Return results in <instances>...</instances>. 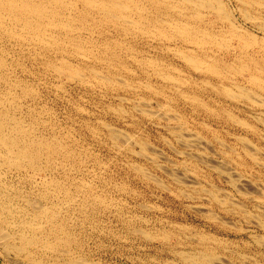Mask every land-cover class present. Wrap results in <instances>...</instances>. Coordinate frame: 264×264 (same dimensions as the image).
<instances>
[{"label": "rangeland", "instance_id": "374dc122", "mask_svg": "<svg viewBox=\"0 0 264 264\" xmlns=\"http://www.w3.org/2000/svg\"><path fill=\"white\" fill-rule=\"evenodd\" d=\"M223 1H225V4L227 5L228 9L234 8V6H235L234 0H223ZM205 13H207V12L205 11ZM235 13L237 16H239L236 11H235ZM207 14H206L207 15L206 18H213L214 17V15L212 13L211 14L207 13ZM240 21H241V23L243 22L242 20H240ZM246 23L244 25L249 26L248 24H250V23L249 22H246ZM99 28H101V29H99ZM106 28H107L106 26L98 27L94 32L95 34H93L94 36H89L86 32L88 30H84L83 35H84V37H93L94 39H99L101 37V35L103 36L105 34L104 36H107L109 34L108 37H110L112 40L113 39L118 40L119 38H120V40L123 39L122 40L123 42L127 43L128 45H132V51H131V49H128L129 51L128 50L125 51V49H124V51L122 52L123 57H125V55L127 54V51L129 53H132L134 55H138L140 57H143V56L151 57L152 56L154 58H157L159 62L161 60H162L161 62H164V63L167 62V64H169V62H170V63H173L176 66H178L180 69H183L179 73L182 72L183 75H186L185 76L186 78L189 77L188 79H191V80L194 79L195 80L196 77H198V73L191 71L189 68L187 69V67H185L180 60H178L174 55H172L173 54L172 50H169V52H166L163 49L153 47V46L147 44L146 39L144 40L140 36H137L138 38L133 36L135 38V40L132 37V35H130L131 37L127 36V38H130V39H128L129 40L128 41L127 38L125 39L123 36H120L119 33H117L116 31H113L112 28H107V29ZM103 30H105V31H103ZM100 31H101V33H100ZM105 32L106 33L108 32L107 35ZM5 45H6L5 48L2 50H5L6 53L3 55H6L5 56L6 63L9 62L10 64L8 63L7 67L4 69V72L5 71L9 72L8 74H11V76L13 77L11 79H13V80L14 79L21 80L22 83H18L17 85L14 84L12 86V88L14 87L13 92L14 93L16 92L18 94V96H19L18 98L21 100L22 104L20 106L21 108H18L17 105L14 104L15 101L18 100V98L16 97V99L13 100L8 95L7 97H9V99H8L9 101L8 100L6 101L4 99L5 105L3 103H1L0 106H4V107L10 106L9 107L10 109L15 111L17 114H20L23 117H25V119L27 120V124L30 121L29 116H30V119L34 118L31 121L34 124V127L37 126L34 129L35 133L42 134L43 136H45L48 139H52L53 137H54L53 139H55V135H56V137H58V141L61 142L63 144V146L67 147V150L70 152V156L68 155V156L63 157L64 155L62 154V156L60 155L58 157V160L53 159L51 161V165H53V169L51 170V172L49 171L48 178L49 179L55 178L56 180L58 179L57 181H61V182L64 181L65 185L67 187V190L69 189L70 193H71V189H72V193H71L70 197H72V199H73V201H71L73 204L71 202H67L66 200H64L66 197V194H65L67 191L66 188H65V191H64V189H62L60 192L57 189L53 190L50 185L44 186L42 182L41 183L39 182V180L37 179L38 178L37 176H35V177L33 175L31 176L30 173L27 172L26 170H16L15 171V169L11 170L9 168L8 169L5 168L6 170L5 169L3 170L4 171L3 172L4 177H3V174L0 177V183H1L0 188L2 186V188L0 189V202L2 203L3 201L8 200V207H11V210H13V208H14V212L18 213V215L16 214L17 219L19 218V216H21V213L27 211V209H28V212H30L32 210L30 208V207H32V205L30 206V203H28L29 202L28 200L33 201L35 199L33 202H39V203L40 202L41 203L46 202L45 204L51 203V205L53 203H57L56 209L57 210L59 209L58 210L59 218L63 220V222L65 224V229H67L68 231H70L69 229H72L70 232H68L71 235V239H73L72 242H74L76 240L74 242V243H76L75 245H74V243L71 244V247H73V248H70L72 252H71V255L69 258H71V256L73 254H75L74 255L75 257L78 255L77 257L83 258L82 262L85 261L82 264H86V263L89 264L90 260H91V262L94 261L93 263L90 262V264H175V263L176 264H186V263L189 264L188 261L182 262L183 261L182 250H184V252L192 253V251H197L196 249H198V251H197L198 255L197 256L205 255V253H212L213 252L217 255L220 254V256L219 255L218 256L220 257L221 261L222 260L224 261V259H225V261H227L228 264H232V263L233 264H240L241 262H245L246 260H247L246 262H248L249 259H250L249 263H251V264H264V241H263L264 237H262V236H264V227H263L264 225H262L264 223V213H263L264 212V190H263V187H264V166H263L264 162H262V160H264V154H263L264 153V137H263L264 136V123L259 121L256 118L257 112L255 113L254 110H251L249 108L247 109L246 107H243L242 104H240V105L236 104V105H239L237 108H240V107H241V109L246 108V114H241L240 116L242 118H245L249 124L252 123V125L250 126L251 128H249L250 131L247 130L246 128H244L245 129L244 130L242 127H239L238 124L233 125L230 122L226 123L225 117L220 116L222 114L216 115L219 118L218 120H217V118L216 119L215 118H209L206 111L203 109L202 106H199L195 103H192V101L190 102L189 100H187L181 96L182 95L181 91H185V90L188 91L189 94H191L190 96H193L192 93H194V95L197 94L196 96H200L202 94L199 98H201V99L203 98L206 105L211 107V109L218 107L219 109L222 110V108L224 107L225 109H233V110L236 109L235 112L238 113V111H237L238 109L234 107V104L232 102L227 101L226 99H223V98L218 99L216 96L215 97L211 96L212 94L210 92H207V91L204 92L205 86H207V85L203 84L202 82H199L200 85L199 84L198 85L201 86V88L198 86L199 90L197 89L196 92H194L195 90H192V85H193L192 83L183 84V86H181V88H179L178 90H176L175 88H174L175 90H172V89H170V87L166 88V85L164 84V81L161 78H160L161 79L160 80L159 77L152 76L150 79V82L153 84V87L161 88V90H164L166 97L161 96V95L155 96L154 95L155 93L153 90H151V89L145 90L144 87H142L143 88L142 91H140L141 88H137V90L133 89V90L127 91V92L124 91L125 93L123 91H117V90L112 91V89H109V88H108L109 91L108 90L104 91L105 88H102V87L97 88L98 87L97 86L95 88V87H91V86H86L84 84H81V83L79 84L78 82H75L72 80L70 81V80H66L65 78L58 77L56 75H51L48 72V70H46V68L43 67L44 66L43 59L42 58L37 59V56L36 55L34 56L35 52H33V49L29 48L28 45H26L27 47L22 46L24 48L26 47L27 49H24L22 47H21L22 48L21 49L20 46L18 47V45H14L11 43L10 44L5 43ZM2 50L0 48V51H2ZM11 51H12V53H11ZM118 51H121V50L118 49ZM27 53L28 54L31 53L32 57L30 56L31 54L28 55ZM55 53H56L55 51H49L48 52L49 55H53ZM123 53H125V54H123ZM25 55L27 57H25ZM13 56L15 58H13ZM23 57H25V59ZM26 58H28L29 60ZM72 58H73L74 62L79 61L73 56H72ZM36 60H37V62H36ZM125 61L130 62V64H129L131 66L130 68L132 69V71L135 72L136 65L134 66L135 63H133V60L127 57V59ZM16 62L19 63V65L21 64V66H19ZM11 63H12V65H11ZM41 65H43V66H41ZM132 66H134V67H132ZM121 72H122L121 76L123 75V77L124 76L129 77V74H127L126 71L122 70ZM134 72H131V73H134ZM137 72H139V73H135L136 75H131L134 77L133 81L135 83H138V81L136 82L135 79L136 80L146 79L145 74H143L141 76L139 75L140 72L142 73L141 69H140V71L137 70ZM35 76H37V77H35ZM186 78H185V80H186ZM155 79H156V81H155ZM23 81L25 82V87L30 85L33 88V86H34L35 89L34 88L33 89L35 91H34V94L32 97H30L29 95L23 94L24 89H25V88H23V86H24ZM161 82H163V83H161ZM20 85H23V86H20ZM157 85H158V87H157ZM6 87H7V85L4 84L3 81L2 82L0 81V89H1L0 90V98L3 97V94H6V92H5V90H7ZM188 88H190L191 90H188ZM167 89H169L170 91ZM143 90H144V92H143ZM132 92H134L133 93L134 95L132 94ZM140 92L141 93L143 92L142 94L144 96ZM149 92H150V94H149ZM118 94L120 96H118ZM137 95L138 96L140 95L141 97L140 96L138 98L135 97ZM152 95H154L155 97H152ZM121 96L124 97L125 99L123 100V98H121ZM173 96L176 98H174ZM134 97L136 98V101H135ZM171 97H173L174 99ZM178 97L179 98L181 97V98L178 99ZM165 98H167L168 100H166ZM183 98H184V100H187V101H185V103H184ZM137 99H140L141 102L144 101L143 103L146 102V104H148L147 108L149 107L148 109L151 112H153L152 110L155 111V113L153 112L154 116L151 114V112H150L151 115L148 114V116H146V114L139 112L138 109H137V111L134 110V108H132V106L133 107L136 106V104L138 103ZM121 100H122V102H120ZM148 100H152V101H150V103H149ZM207 100L208 101L210 100V101L208 102ZM223 100H225V101H223ZM155 101L157 102V104ZM158 101H160V102H158ZM164 102L165 103L169 102L172 105L171 110L169 112H171L173 114H171L169 116H171L173 120L170 119L169 122L167 120V117L164 118V115L168 116L166 113H164V111L167 109L164 108L165 109L164 110V109H162L163 108L162 106H159ZM210 102H212V103L210 104ZM120 104H123L122 108H124L123 112L125 113V114L124 113L122 114L120 112L122 116L120 115V113H118L116 110H114V109H116V107L119 108V106H121ZM151 104H152V106H151ZM11 105L13 107H11ZM191 106H193V108ZM194 106H197V107L194 108ZM108 107H110V108H108ZM232 107H234V108H232ZM82 109L84 110V112ZM156 110L161 113L160 117H159L160 113H157ZM172 111H174V112H172ZM175 111L178 114H180L181 116L179 115V117H178V114L175 113ZM19 112H21V113H19ZM155 114H156V116H155ZM174 114H177V115H175V117L173 118ZM157 115L159 118H161L163 115L162 119H160L161 121L159 120V118H157ZM182 116L185 119L180 118ZM51 118H52V120H51ZM262 118H264L263 115H262ZM45 119H46V121H45ZM174 119H175V121H174ZM177 119H179V120H177ZM44 121H45V123H44ZM180 121H182V122H180ZM257 121H258V123H257ZM39 122H41V123H39ZM205 122L208 125H210V128H207L208 130L203 128V123H205ZM53 123H55V124H53ZM167 123H169L171 126L176 125V127L177 126L181 127L182 128L181 130L184 129L183 131H186L185 133L188 136L189 135L192 136V137L190 136L191 139L197 134L195 137H197L198 138L197 140L198 141L200 140V141L198 142L195 139H192V140L190 139L187 142V140L185 141V140L178 139V137L172 133V129L170 130V128L166 126ZM178 123L181 126H179ZM35 124H37V125H35ZM46 124H47V126H46ZM105 124H107V125H105ZM39 126H40V128H39ZM111 126H113V127H111ZM114 127H115V129L116 128L117 129L119 128L120 130L122 129V131L124 133L127 132L128 134L126 133V139H125L124 133H123L124 136L120 135L121 136L120 137L118 135L119 138L118 137L116 139L113 137L109 138V136L111 137L112 135L109 134L108 131L111 133V129ZM187 127L189 130L186 129ZM252 127L255 129H252ZM209 129H210V132H209ZM253 130H255V132ZM95 131H97V133ZM122 131H120V133H122ZM130 134L132 135V137ZM213 134H216L215 135L216 137ZM127 135H129V136H127ZM236 135L237 136L238 135H242V136L246 135V137L248 138L249 141L245 140L244 141L245 143H248V142L250 143V141H252L251 144H249V145L252 147V149H254V147H255V153H257V154H255V157L259 156V157H257L258 159L257 158H255V159H257L258 162H257V160H254V158H251L250 155L247 154L248 155L247 156L246 153L244 154L242 149H243L244 145L247 146L248 144L242 145L243 141L242 140H241L242 142L237 141L236 137H235ZM122 137H124V139ZM130 137L133 140L132 139L130 140ZM127 139H128V141H125ZM204 139L206 140V142ZM144 140H146L145 142L148 143L147 145L148 146L150 145V147L152 149L150 147H148L150 150L148 148H146L145 151L143 150L141 152L142 147H140L138 143H137L138 144L137 145L136 142H139L141 145L142 141H144ZM165 140L167 143L165 142ZM124 141L126 143H124ZM128 142H130L129 146L127 144ZM184 142H186V143H184ZM191 143H193L194 145ZM252 143H254L256 145L253 146ZM114 144H116L117 146ZM170 144L171 145L173 144V146H170ZM199 144L200 145L202 144V145L199 146ZM221 144L223 146H221ZM235 145L236 146L238 145V146L236 147ZM205 146L206 147L208 146L207 147L208 149L207 148L205 149L204 148ZM226 146H228V147H226ZM231 147H233V148H231ZM129 149H131V150H129ZM229 149H231V150H229ZM136 151H137V153H141V155L137 154ZM156 151H160V152H156ZM180 151H182V152H180ZM189 151H190V153H189ZM227 151H228V155H227ZM231 151H233L234 153H231ZM144 152H146V154ZM225 152H226V154H225ZM205 153H206L207 157L205 156ZM238 153H240V155H243V162H241L242 160H240V158L238 159V157H237ZM188 154H189V156H188ZM192 154H194V155H192ZM152 155H154V156L152 157ZM235 155H236V157H235ZM194 156H196V157H194ZM201 156H202V158H204V160H203L204 162H205V160H208L211 163L213 162L212 164H215L216 161L217 162L219 161V163L220 164L222 163V165H225V163L230 162L229 164H227L225 166L227 167V169L229 171H232V173L236 177L238 176L237 178L239 181L238 183L240 184L239 186L242 187V185H243L242 188H244L243 190H241V188H240L242 193H241V191L238 192V190L236 188L232 187V185L230 183H228L226 181V179L221 177L218 171H216L215 169L212 170L211 167L209 169V166H207L204 162H202ZM230 156H231V158H230ZM150 157H152V158L150 159ZM191 157H192V159H191ZM198 157H200V158H198ZM154 158H155V160H154ZM197 158H198V160H197ZM234 158H236V159L234 160ZM80 160H81V162H79ZM191 160L193 161V163L191 162ZM252 160L254 161L253 163H252ZM67 161H69V162H67ZM82 161L84 163H82ZM181 161L185 164H183ZM194 161L197 163H195ZM236 161H238V163ZM71 162H74L75 164H73ZM69 163H71V164H69ZM241 163L243 164V166L241 165ZM255 163H256V165H255ZM257 163H259V164H257ZM78 164H79V166H78ZM239 164L242 167H240ZM228 165H230V167ZM65 166H68V167H65ZM133 166H135V167L133 168ZM190 166H192L193 169L194 168L195 169L193 170L192 167H190ZM76 167H77V169H76ZM83 167H85V168H83ZM138 167H143L144 170L145 169H147V170H145V172H144L142 169L141 172H143V173L141 174L138 169L135 171V168H138ZM244 167H245V169H244ZM173 168H174V170H173ZM176 168L179 170H177ZM230 168H231V170H230ZM233 168L235 170L236 169L237 170L235 171ZM61 169H63V170L61 171ZM54 170H56V172ZM164 170H165V172H164ZM172 170L176 172V173H174L173 176H175V174L178 175V176H176L177 178L172 176V174H173ZM21 172H22V174H21ZM149 172H150V175L153 177V180H152V178H149L150 176L147 175V174H149ZM26 173H29V174H26ZM179 173H181V174H179ZM248 173H250V174H248ZM58 175H59V177H58ZM74 175H75V177H74ZM183 175H185V177ZM76 176L78 178H76ZM143 176L144 177L146 176V178H144ZM189 176H190V178H189ZM5 178H7V179H5ZM80 178H82L83 180ZM155 178H156V180H155ZM159 178L162 179L161 183H160ZM33 179H34V181H33ZM198 179L200 181H198ZM36 180H38V181H36ZM71 180L72 181L76 180L77 182L76 181L75 182L77 185L75 184V182L72 183ZM81 180L84 183H82ZM176 180L179 182L180 185L178 184V182ZM184 180H187V181H184ZM2 181H4V182H2ZM86 181L88 182L89 186H88V184H86L87 183ZM89 181H90V183H89ZM190 181H192L191 182L192 184L189 183ZM194 181H197V182H194ZM11 182H14V183H11ZM180 182H182V183H180ZM81 183L83 185H85V184L86 185L83 186ZM155 183H157V184H155ZM162 183H163V185H162ZM196 183L197 184L199 183V184L196 185ZM33 184H34V186H33ZM91 184H93V186H90ZM262 185H263V187H262ZM165 186H166V188H165ZM35 187L37 189H35ZM73 187H75V188H73ZM85 187L87 188V190ZM197 188L199 189V191ZM202 188H203V190H202ZM89 189L91 191L94 189L93 193L90 192ZM181 189L183 191L182 193H184V190H185V193H184L185 195L180 194ZM260 189L262 190L261 191L262 193L260 192ZM13 190L14 191L17 190V191L14 192ZM38 190H39V192H38ZM45 190H47V191H45ZM49 190H52L53 192L52 191L49 192ZM83 190L85 193L83 192ZM88 190H89V192H88ZM178 190L180 192H178ZM203 191H204V193H203ZM212 191H215V192H212ZM257 191H259V192H257ZM243 192H245L244 195H243ZM87 193H90L92 195L90 196L91 197L90 199L88 198L90 200V202H89V200H87V202L85 203V207H84L83 203L86 200L85 197H86ZM96 193H98V194H96ZM214 193H217L219 196L217 194H216L217 196L214 195ZM61 194L62 195L65 194V195L62 196ZM246 194H248V195H246ZM6 195H7V197H6ZM95 195H97V197ZM188 195L191 197L188 198L189 197ZM93 196H94V198H93ZM206 196H208V197H206ZM25 197H26V199L27 198L28 199L26 200ZM42 197L45 199V201ZM98 197L103 198L104 200L106 198L107 202H104V203H106V204H104L106 207L101 206L100 203H98V201H97ZM222 197L224 198V200ZM22 198H24L25 200H23ZM32 198H34V199H32ZM58 198L61 201V203L63 202V203H65V205L63 203L61 204L60 201L58 200ZM108 198H109V200H108ZM192 198H194V199L192 200ZM217 198L219 199V201L217 200ZM221 199L223 201H221ZM227 199L229 200L228 202H227ZM54 200H56V201H54ZM110 200H111V203H110ZM230 200H232V202H234V203L232 204L230 202ZM113 202L115 203L114 205H113ZM236 202H239V203L236 204ZM66 203H67L68 207H67ZM87 204H88V206H87ZM226 204H227V208L225 206ZM241 204H244V205L239 206ZM256 204L258 206H256ZM15 205H16V207H15ZM24 206H25V208H24ZM58 206H61V207H58ZM261 206H263V208ZM82 208H83V210H82ZM196 208H199V209H196ZM209 210L211 213L210 212L208 213ZM225 211H226V213H225ZM62 212L63 213L66 212V213L63 214ZM78 214H79V216H78ZM211 214H212V216H211ZM118 215H119V218H118ZM258 215H260L262 218ZM204 216H206V217H204ZM70 217H71V219H69ZM254 217H257L256 223H253V222H255L253 220H256ZM182 224H184L185 226ZM233 224L235 226H233ZM257 224H259V225H257ZM2 225L4 227H6V225H4V223H2V221H0V226H2ZM44 226L48 227L46 222H44ZM134 227L136 229H133ZM179 227H181V228H179ZM8 228H7L8 231L12 230L11 227H8ZM245 228H247V229H245ZM73 229L75 231H73ZM139 229H141V231H144V232L140 233ZM180 229H181V231H180ZM202 231H203L204 235H203ZM142 233L143 234L145 233V235L142 236L143 235ZM78 234H79V236H78ZM208 234H210V235H208ZM145 236H147V238H145ZM160 236H162V237H160ZM165 236H168V237H165ZM148 237H152L154 239H151V238L148 239ZM203 237H206L208 239H206V238L203 239ZM76 238H78V239H76ZM194 238H196L197 240ZM198 238H199V241H198ZM222 238H223V240H222ZM224 239L227 240V242ZM253 239H257V240H253ZM216 240H219V241H216ZM205 241H207V242H205ZM258 241H260V242H258ZM189 242L191 245L189 244ZM217 242H218V244H217ZM224 243H226L225 246H224ZM0 244L2 245V246L0 245V264H41V263L42 264H48V263L49 264H54V263L56 264L57 262H58L57 264H59V263L69 264L68 256H67V254H64L63 252L55 253V252H51L49 250L42 249L40 247H33L34 249L32 248V252L36 253V254L33 253L34 254L33 257L35 259H37L38 261L43 259L42 260L43 262L40 261V263H38V262H35L33 259H31L32 257H30V256L26 257L22 254L24 256V257H22V255L16 254V252H14L13 250L8 251L3 246L2 243H0ZM196 244L199 245V247ZM196 246H197V248H196ZM220 246L223 249L219 248ZM205 247H206V249H205ZM1 248H2V250H1ZM77 249H78V251L79 250L80 251L83 250V251L81 253H79L80 252L79 251L78 252L79 254H77L76 253ZM218 249H220V250H218ZM5 250L8 251V253L10 252V254H7L5 252ZM36 250H38L39 253ZM44 250L46 252H44ZM256 250H258V251H256ZM232 251H234V252H232ZM176 252L177 253L179 252L178 253L179 255ZM238 252L243 253V255H245V256H243L241 253L239 254ZM234 253H235V255H234ZM236 253L239 256H237ZM245 253H247V254H245ZM14 254H16V256ZM49 254H51V256ZM58 254H62V256L58 255ZM262 254H263V256H262ZM35 255H37V256L35 257ZM39 255H42V256H39ZM246 255L253 257V258L256 257V259H254L255 261L250 257H246ZM49 256H50L51 261L48 259ZM57 256H58V259H57ZM66 256H67V258H66ZM40 257H42V258L40 259ZM61 257H62V260H61ZM179 257L182 259H180ZM257 257L260 261L257 259ZM63 258L65 259V261ZM194 259H196V258H194ZM229 259H232L234 262L232 260H229ZM237 259L239 260V262ZM16 260H18V261H16ZM53 260H54V263H53ZM30 261H31V263H30ZM177 262H179V263H177ZM224 262H223V264H224ZM246 262L244 264H246ZM197 263L202 264L203 261L200 260ZM249 263H247V264H249Z\"/></svg>", "mask_w": 264, "mask_h": 264}, {"label": "bare ground", "instance_id": "6f19581e", "mask_svg": "<svg viewBox=\"0 0 264 264\" xmlns=\"http://www.w3.org/2000/svg\"><path fill=\"white\" fill-rule=\"evenodd\" d=\"M235 6L234 8H229L225 4L223 0H0V48L1 50L5 48V43H11L14 45L26 46L33 49L34 56L43 59V66L48 70L51 75H56L61 78H65L66 80H72L78 82L79 84H84L86 86L91 87H102L105 90L112 89L117 91H131L133 89L142 87L146 90H153L154 95L164 96L166 97L165 91L161 90V88L153 87V84L150 82L152 76L159 77L164 81V84L167 87H170L172 90H178L183 86V84L192 83V90L197 91L199 82L207 85L205 86L204 92H210L211 96H216L218 99L223 98L227 101H230L234 104V107L237 108L240 104L247 109L254 110L256 113V118L264 123V0H234ZM212 13L214 15L213 18H206L207 13ZM235 11L239 16L236 15ZM207 14V15H206ZM210 16V15H209ZM242 20L243 24L241 23ZM249 22V26H245L244 24ZM247 24V23H246ZM100 26H106L107 28H112L113 31L119 33L120 36H123L125 39L127 36L132 35V37L140 36L142 39H146L147 44L163 49L166 52L169 50L173 51V54L178 60L182 62V64L189 68L191 71L198 73V77L196 79L191 80L186 78V75H183V69H180L173 63L167 64L164 62H159L157 58L154 57H140L138 55H134L129 53L128 49L132 51V45H128L127 43L116 39H111L109 34L107 36H102L99 39H94L93 37H84L83 32L86 31L89 36H94L95 30ZM106 28V29H107ZM101 29V28H99ZM105 31V30H103ZM107 31V30H106ZM99 33V32H98ZM101 33V31H100ZM111 34V33H110ZM113 34V33H112ZM117 35V34H116ZM112 36V35H111ZM131 37V36H130ZM133 37V38H134ZM138 38V37H137ZM140 38V39H141ZM130 38H127V40ZM135 40V38H134ZM98 41V42H97ZM129 41V40H128ZM133 41V40H132ZM137 41V40H136ZM135 42V41H134ZM129 43V42H128ZM131 43V42H130ZM137 43V42H136ZM13 46V45H12ZM15 47V46H14ZM27 47V46H26ZM24 49H27V48ZM17 48V47H16ZM21 48V49H22ZM7 49V48H6ZM18 49V48H17ZM120 49L121 51H118ZM126 50L127 54L123 57L122 52ZM134 49V48H133ZM153 49V48H152ZM13 50V49H12ZM10 51V50H9ZM19 51V50H18ZM30 51V50H29ZM49 51H55L56 53L53 55H49ZM153 51V50H152ZM171 52V51H170ZM5 50L0 51V81L4 82L7 85V90H5L6 94H3V97L0 98V104L3 103L5 105V100L7 101L10 96L13 100L18 98V94L13 92L12 86L14 84L22 83L21 80L11 79L13 78L9 72L4 69L7 67L8 63H6ZM12 53V51H11ZM19 53V52H18ZM25 53V52H24ZM32 53V52H31ZM30 53V54H31ZM53 53V52H52ZM28 54V53H27ZM26 54V55H27ZM28 54V55H30ZM125 54V53H123ZM12 55V54H11ZM15 55V54H14ZM25 55V57H27ZM16 56V55H15ZM18 56V55H17ZM32 57V54L30 55ZM33 56V57H34ZM73 57H75L78 62L73 61ZM25 57H23L25 59ZM29 57V56H28ZM128 58L133 60L134 66L136 65L135 72L132 71L129 65L130 62H126L125 60ZM7 58V57H6ZM13 58H15L13 56ZM36 58V57H35ZM74 58V59H75ZM22 59V58H21ZM28 59V58H26ZM15 60V59H14ZM29 60V59H28ZM18 61V60H17ZM20 61V60H19ZM22 61V60H21ZM13 62V61H12ZM37 62V60H36ZM176 62V61H175ZM17 63V62H16ZM25 63V62H24ZM177 63V62H176ZM10 64V63H9ZM14 64V63H13ZM19 65V63H17ZM132 64V63H131ZM12 65V63H11ZM25 65V64H24ZM36 65V64H35ZM178 65V64H177ZM182 65V66H183ZM21 66V64L19 65ZM28 66V65H27ZM37 66V65H36ZM132 66V67H134ZM11 67V66H10ZM16 67V66H15ZM12 68V67H11ZM14 68V67H13ZM17 68V67H16ZM20 68V67H19ZM22 68V67H21ZM27 69V68H26ZM25 69V70H26ZM140 72V76L145 74L146 79H138L135 81L134 77L131 75H136L137 70ZM12 70V69H11ZM126 71L128 76H121V71ZM7 72V73H6ZM13 72V71H12ZM15 72V71H14ZM23 72V71H22ZM25 72V71H24ZM27 72V71H26ZM39 72V71H38ZM46 72V71H45ZM44 72V73H45ZM134 72V73H131ZM177 72V73H176ZM21 74V73H20ZM185 74V73H184ZM30 75V74H29ZM31 76V75H30ZM25 77V76H24ZM37 77V76H35ZM139 77V76H138ZM15 78V77H14ZM186 78V80H185ZM19 79V78H18ZM160 79V80H161ZM154 80V79H153ZM156 81V79H155ZM193 81V82H192ZM24 82V81H23ZM74 82V83H75ZM134 82V83H133ZM163 83V82H161ZM28 84V83H27ZM199 84V85H198ZM163 85V84H162ZM161 85V86H162ZM3 86V85H2ZM23 86V85H20ZM188 86V85H187ZM204 86V85H203ZM158 87V85H157ZM189 87V86H188ZM201 88V86H199ZM24 93L25 95H29L30 97L34 94V86L33 88L28 85L25 87L24 82ZM56 88V87H55ZM175 88V89H174ZM165 89V88H164ZM1 90V89H0ZM102 90V89H101ZM135 90V91H136ZM169 90V89H167ZM188 90H191L188 88ZM199 90V89H198ZM109 91V90H108ZM170 91V90H169ZM181 91V90H180ZM179 91V92H180ZM3 92V91H2ZM88 92V91H87ZM115 92V91H114ZM144 92V90H143ZM142 92V93H143ZM152 92V91H151ZM173 92V91H172ZM178 92V91H177ZM192 92V91H191ZM107 93V92H106ZM125 93V92H124ZM134 92H132L133 94ZM141 93V92H140ZM141 93V94H142ZM200 93V92H199ZM129 94V93H128ZM131 94V93H130ZM148 94V93H147ZM150 94V92H149ZM169 94V93H168ZM180 94V93H179ZM178 94V95H179ZM181 96L185 99L189 100L192 103H195L199 106H202L206 111L209 118H217L216 115L224 116L226 123L238 124L239 127L243 129L246 128L250 131L249 128L252 125L248 123L245 118H242L241 114H246V108L241 109L237 108L238 113L233 109H225L224 107L221 109L213 108L207 106L203 98H199L200 96L194 95L190 96L188 91H181ZM134 95V94H133ZM143 95V94H142ZM152 95V97H155ZM174 95V94H173ZM94 96V95H93ZM103 96V95H102ZM118 96H120L118 94ZM140 96V95H139ZM138 95L135 97H139ZM144 96V95H143ZM142 96V97H143ZM168 96V95H167ZM99 97V96H98ZM134 97V98H135ZM141 97V96H140ZM151 97V96H150ZM174 97V96H173ZM171 97V98H173ZM21 98V97H20ZM82 98V97H81ZM114 98V97H113ZM123 100L124 97L121 96ZM120 98V99H121ZM130 98V97H129ZM148 98V97H147ZM176 98V97H174ZM173 98V99H174ZM181 98V97H180ZM178 97V99H180ZM183 98V100H184ZM211 98V97H210ZM5 99V100H4ZM33 99V98H32ZM146 99V98H145ZM153 99V98H152ZM168 100L167 98H165ZM110 100V99H109ZM133 100V99H132ZM138 103L136 104V108L134 110L146 114H150V110L147 108L146 102H141L140 99H137ZM144 100V99H143ZM182 100V99H181ZM184 100V103L185 101ZM9 101V100H8ZM136 101V98H135ZM134 101V102H135ZM147 101V100H146ZM152 100H148L150 103ZM177 101V100H176ZM208 101V100H207ZM210 101V100H209ZM208 101V102H209ZM225 101V100H223ZM12 102V101H11ZM122 102V100L120 101ZM156 102V101H155ZM160 102V101H158ZM173 102V101H172ZM189 102V103H190ZM106 103V102H105ZM118 103V102H117ZM188 103V102H187ZM191 103V104H192ZM212 102H210L211 104ZM217 103V102H216ZM226 103V102H225ZM224 103V104H225ZM18 108H21V100L15 101ZM29 104V103H28ZM31 104V103H30ZM125 104V103H124ZM157 104V102H156ZM155 104V105H156ZM218 104V103H217ZM221 104V103H220ZM227 104V103H226ZM239 104V105H236ZM9 105V104H8ZM121 106L116 107L118 113H124ZM133 105V104H132ZM150 105V104H149ZM209 105V104H208ZM228 105V104H227ZM32 106V105H31ZM152 106V104H151ZM161 108H166L164 111L168 116L164 115V118L167 117V120H173L171 116L172 105L168 103H162ZM212 106V105H211ZM226 106V105H225ZM10 106H0V177L3 174V170L6 169H15L16 170H26L32 176H37L36 178L39 182L43 183V185H50L53 190H59L61 192L62 189L67 187L65 182L57 181L55 178H48L49 171L53 169V165H51V161L54 159L58 160V157L62 154L65 156H70V152L67 150V147L63 146L61 142L58 141V137L55 135V139H48L42 134H38L34 132L33 122L31 121L29 116V123L27 124V120L20 114H17L15 111L9 108ZM11 107H13L11 105ZM28 107V106H27ZM131 107V106H130ZM156 107V106H155ZM193 108V106H191ZM197 106H194V108ZM216 107V106H215ZM227 107V106H226ZM232 107V108H234ZM16 108V107H15ZM32 108V107H31ZM97 108V107H96ZM105 108V107H104ZM110 108V107H108ZM221 108V107H220ZM112 109V110H113ZM157 109V108H156ZM199 109V108H198ZM83 110V109H82ZM132 110V109H131ZM152 110V109H151ZM197 110V109H196ZM201 110V109H200ZM203 110V111H204ZM23 111V110H22ZM154 113L155 111L152 110ZM250 111V110H249ZM253 111V112H254ZM48 112V111H47ZM84 112V110H83ZM153 112L151 114L154 116ZM157 113H160L156 110ZM174 112V111H172ZM202 112V111H201ZM21 113V112H19ZM24 113V112H23ZM30 113V112H29ZM42 113V112H41ZM117 113V114H118ZM120 113V115H121ZM156 113V114H157ZM175 113H177L175 111ZM182 113V112H181ZM125 114V113H124ZM143 114V115H144ZM150 114V115H151ZM155 114V116H156ZM178 114V113H177ZM174 114L173 118L175 117ZM204 114V113H203ZM224 114V115H223ZM249 114V113H248ZM252 114V113H251ZM254 114V113H253ZM25 115V114H24ZM27 115V114H26ZM180 114H178L179 117ZM205 115V114H204ZM37 116V115H36ZM122 116V115H121ZM152 116V117H153ZM161 116V113L159 117ZM181 116V115H180ZM185 116V115H184ZM219 116V117H220ZM245 116V115H244ZM157 115V118H159ZM163 117V115H162ZM159 118L160 119H162ZM46 118V117H45ZM150 118V117H149ZM163 118V119H164ZM180 118H183L180 117ZM179 118V119H180ZM221 118V117H220ZM41 119V118H40ZM43 119V118H42ZM50 119V118H49ZM138 119V118H137ZM176 119V118H175ZM174 119V121H175ZM177 119V120H179ZM185 119V118H183ZM36 120V119H35ZM39 120V119H38ZM48 120V119H47ZM52 120V118H51ZM96 120V119H95ZM166 120V119H165ZM34 121V120H33ZM46 121V119H45ZM44 121V123H45ZM161 121V120H160ZM186 121V120H185ZM36 122V121H35ZM42 122V121H41ZM39 122V123H41ZM52 122V121H51ZM182 122V121H180ZM184 122V121H183ZM193 122V121H192ZM200 122V121H199ZM211 122V121H210ZM48 123V122H47ZM206 123V122H205ZM203 123V128L208 130L210 125L207 123ZM258 123V121H257ZM38 124V123H37ZM35 124V125H37ZM55 124V123H53ZM108 124V123H107ZM105 124V125H107ZM179 124V123H178ZM183 124V123H182ZM187 124V123H186ZM198 124V123H197ZM262 124V123H261ZM40 125V124H39ZM50 125V124H49ZM101 125V124H100ZM110 125V124H109ZM108 125V126H109ZM161 125V124H160ZM184 125V124H183ZM47 126V124H46ZM55 126V125H54ZM114 126V125H113ZM111 126V127H113ZM167 127L172 129V133L175 134L180 140H190L191 135H187L185 132L181 130V127H176V125L171 126L169 123L166 124ZM179 126H181L179 124ZM226 126V125H225ZM230 126V125H229ZM62 127V126H61ZM110 127V128H111ZM40 128V126H39ZM94 128V127H93ZM130 128V127H129ZM185 128V127H184ZM83 129V128H82ZM98 129V128H97ZM188 129V127L186 128ZM242 129V130H243ZM252 129H255L252 127ZM51 130V129H50ZM81 130V129H80ZM189 130V129H188ZM193 130V129H192ZM245 130V129H244ZM42 131V130H41ZM58 131V130H57ZM120 130L119 128L111 129L112 136L109 138H117L118 135L124 136L126 139V133ZM252 131V130H251ZM255 132V130H253ZM44 132V131H43ZM97 133V131H95ZM171 132V131H170ZM192 132V131H191ZM210 132V129H209ZM41 133V132H40ZM53 133V132H52ZM51 133V134H52ZM124 133V134H123ZM257 133V132H256ZM44 134V133H43ZM95 134V133H94ZM123 134V135H122ZM128 134V133H127ZM254 134V133H253ZM54 135V134H53ZM131 135V134H130ZM194 135V134H193ZM197 135V134H196ZM195 135V136H196ZM214 136L216 134H213ZM232 135V134H231ZM120 136V137H121ZM129 136V135H127ZM189 138H188V137ZM191 136V137H190ZM193 137L198 141L197 137ZM199 136V135H198ZM261 136V135H260ZM132 137V135H131ZM130 137V140L132 139ZM174 137V136H173ZM216 137V136H215ZM219 137V136H218ZM217 137V138H218ZM237 141H243V144H251L245 143L244 141L248 140L246 135H236ZM257 137V136H256ZM262 137V136H261ZM264 137V136H263ZM119 138V137H118ZM124 139V137H122ZM134 138V137H133ZM138 138V137H137ZM142 138V137H141ZM57 139V140H56ZM67 139V138H66ZM129 139V138H128ZM125 140V141H128ZM144 139V138H143ZM191 139V140H192ZM129 140V141H130ZM133 140V139H132ZM147 140V139H146ZM142 141V146L138 143L140 147H142L141 152L146 150L148 146L145 141ZM164 140V139H163ZM167 140V139H166ZM165 140V142H166ZM202 140V139H201ZM205 140V139H204ZM63 141V140H62ZM69 141V140H68ZM116 141V140H115ZM123 141V140H122ZM124 141V143H126ZM141 141V140H140ZM168 141V140H167ZM179 141V140H178ZM200 141V140H199ZM198 141V142H199ZM208 141V140H207ZM218 141V140H217ZM221 141V140H220ZM241 141V142H242ZM148 142V141H147ZM195 142V141H194ZM206 142V140H205ZM209 142V141H208ZM213 142V141H212ZM222 142V141H221ZM220 142V143H221ZM224 142V141H223ZM72 143V142H71ZM123 143V144H124ZM135 143V142H134ZM167 143V142H166ZM180 143V142H179ZM186 143V142H184ZM190 143V142H189ZM204 143V142H203ZM128 146L130 142L127 143ZM137 144V145H138ZM193 144V143H191ZM198 144V143H197ZM206 144V143H205ZM208 144V143H207ZM219 144V143H218ZM241 144V143H240ZM116 145V144H114ZM194 145V144H193ZM196 145V144H195ZM202 145V144H201ZM199 144V146H201ZM212 145V144H211ZM244 145L242 151L246 155H250L251 158L257 160L259 156L255 157V147ZM253 146L256 144L252 143ZM117 146V145H116ZM119 146V145H118ZM121 146V145H120ZM132 146V145H131ZM135 146V145H134ZM170 146H173V144ZM169 146V147H170ZM198 146V145H197ZM204 146V145H203ZM209 146V145H208ZM207 146V147H208ZM221 146H223L221 144ZM225 146V145H224ZM236 146V145H235ZM238 146V145H237ZM236 146V147H237ZM127 147V146H126ZM133 147V146H132ZM192 147V146H191ZM190 147V148H191ZM204 147L205 149L207 148ZM228 147V146H226ZM225 147V148H226ZM129 148V147H128ZM134 148V147H133ZM132 148V149H133ZM151 148V147H150ZM179 148V147H178ZM203 148V147H202ZM224 148V147H223ZM233 148V147H231ZM73 149V148H72ZM120 149V148H119ZM149 149V148H148ZM152 149V148H151ZM208 149V148H207ZM211 149V148H210ZM131 150V149H129ZM150 150V149H149ZM148 150V151H149ZM160 150V149H159ZM202 150V149H201ZM214 150V149H213ZM231 150V149H229ZM234 150V149H233ZM118 151V150H117ZM134 151V150H133ZM153 151V150H152ZM155 151V150H154ZM216 151V150H215ZM222 151V150H221ZM238 151V150H237ZM236 151V152H237ZM263 151V150H262ZM110 152V151H109ZM129 152V151H128ZM131 152V151H130ZM135 152V151H134ZM160 152V151H156ZM177 152V151H176ZM182 152V151H180ZM224 152V151H223ZM259 152V151H258ZM137 153V151H136ZM146 154V152H144ZM155 153V152H154ZM184 153V152H183ZM190 153V151H189ZM193 153V152H192ZM201 153V152H200ZM214 153V152H213ZM217 153V152H216ZM222 153V152H221ZM231 153H234L231 151ZM140 154L141 153H137ZM178 154V153H177ZM204 154V153H203ZM226 154V152H225ZM236 154V153H235ZM264 154V153H263ZM160 155V154H159ZM164 155V154H163ZM181 155V154H180ZM194 155V154H192ZM201 155V154H200ZM228 155V151H227ZM230 155V154H229ZM247 155V156H248ZM147 156V155H146ZM145 156V157H146ZM150 156V155H149ZM154 155H152L153 157ZM189 156V154H188ZM187 156V157H188ZM206 156V153H205ZM150 157V159L152 158ZM196 157V156H194ZM204 157V156H203ZM207 157V156H206ZM236 157V155H235ZM238 159L243 162V155L240 153L237 154ZM119 158V157H118ZM147 158V157H146ZM145 158V159H146ZM158 158V157H157ZM166 158V157H165ZM169 158V157H168ZM174 158V157H173ZM200 158V157H198ZM197 158V160H198ZM202 158V156H201ZM211 158V157H210ZM231 158V156H230ZM229 158V159H230ZM257 158V159H255ZM62 159V158H61ZM67 159V158H66ZM75 159V158H74ZM161 159V158H160ZM192 159V157H191ZM195 159V158H194ZM228 159V158H227ZM236 158H234L235 160ZM68 160V159H67ZM73 160V159H72ZM155 160V158H154ZM171 160V159H170ZM204 158H202V162ZM221 160V159H220ZM239 160V161H240ZM96 161V160H95ZM196 161V160H195ZM194 161V162H195ZM225 161V160H224ZM260 161V160H259ZM69 162V161H67ZM81 162V160L79 161ZM172 162V161H171ZM170 162V163H171ZM182 162V161H181ZM193 163V161L191 160ZM210 161L205 160V164L212 168V170H216L219 172L220 176L226 179L228 183L232 185V187L236 188L238 192L243 190L242 187L239 186L238 176L236 177L232 171H229L225 165L229 164L225 163V165L220 164L219 161L215 164H212ZM226 162V161H225ZM238 163V161H236ZM249 162V161H248ZM247 162V163H248ZM254 161L252 160V163ZM256 162V161H255ZM258 162V160H257ZM264 162V160H262ZM75 164L74 162H71ZM69 163V164H71ZM82 163H84L82 161ZM183 163V162H182ZM191 163V164H192ZM197 163V162H195ZM224 163V162H223ZM236 163V164H237ZM251 163V162H250ZM260 163V162H259ZM257 163V164H259ZM55 164V163H54ZM103 164V163H102ZM135 164V163H134ZM137 164V163H136ZM185 164V163H183ZM190 164V165H191ZM204 164V165H205ZM104 165V164H103ZM133 165V164H132ZM138 165V164H137ZM136 165V166H137ZM182 165V164H181ZM235 165V164H234ZM240 165V164H239ZM243 166V164L241 163ZM240 165V167H242ZM256 165V163H255ZM60 166V165H59ZM79 166V164H78ZM77 166V167H78ZM100 166V165H99ZM142 166V165H141ZM158 166V165H157ZM164 166V165H163ZM200 166V165H199ZM230 167V165H228ZM251 166V165H250ZM249 166V167H250ZM259 166V165H258ZM264 166V165H263ZM56 167V166H55ZM68 167V166H65ZM76 167V169H77ZM135 166H133L134 168ZM162 167V166H161ZM182 167V166H181ZM192 167V166H190ZM196 167V166H195ZM198 167V166H197ZM246 167V166H245ZM244 167V169H245ZM58 168V167H57ZM85 168V167H83ZM146 168V167H145ZM247 168V167H246ZM5 169V170H6ZM80 169V168H79ZM142 174L141 170L145 172L143 167L135 168L136 170ZM177 169V168H176ZM193 169V167H192ZM195 169V168H194ZM193 169V170H194ZM234 169V168H233ZM63 169H61L62 171ZM81 170V169H80ZM84 170V169H83ZM170 170V169H169ZM174 170V168H173ZM172 170V171H173ZM179 170V169H177ZM187 170V169H186ZM191 170V169H190ZM192 170V171H193ZM231 170V168H230ZM235 170V169H234ZM233 170V171H234ZM237 170V169H236ZM235 170V171H236ZM56 172V170H54ZM82 171V170H81ZM167 171V170H166ZM206 171V170H205ZM13 172V171H12ZM23 172V171H22ZM21 172V174H22ZM67 172V171H66ZM71 172V171H70ZM138 172V171H137ZM155 172V171H154ZM165 172V170H164ZM191 172V171H190ZM201 172V171H200ZM238 172V171H237ZM17 173V172H16ZM24 173V172H23ZM26 173V174H29ZM152 173V172H151ZM167 173V172H166ZM176 173L173 171L172 176ZM183 173V172H182ZM207 173V172H206ZM25 174V173H24ZM69 174V173H68ZM181 174V173H179ZM192 174V173H191ZM200 174V173H199ZM202 174V173H201ZM236 174V173H235ZM250 174V173H248ZM60 175V174H59ZM58 175V177H59ZM145 175V174H144ZM149 178L153 177L149 174ZM146 175V176H147ZM170 175V174H169ZM195 175V174H194ZM204 175V174H203ZM252 175V174H251ZM10 176V175H9ZM146 176L144 178H146ZM147 176V177H148ZM167 176V175H166ZM171 176V177H172ZM175 174V178H177ZM180 176V175H179ZM185 177V175H183ZM182 176V177H183ZM4 177V174H3ZM2 177V178H3ZM17 177V176H16ZM20 177V176H19ZM63 177V176H62ZM72 177V176H71ZM75 177V175H74ZM183 177V178H184ZM11 178V177H10ZM65 178V177H64ZM69 178V177H68ZM67 178V179H68ZM76 178H78L76 176ZM158 178V177H157ZM181 178V177H180ZM188 178V177H187ZM190 178V176H189ZM7 179V178H5ZM19 179V178H18ZM29 179V178H28ZM35 179V178H34ZM33 179V181H34ZM70 179V178H69ZM72 179V178H71ZM75 179V178H74ZM82 179V178H80ZM79 179V180H80ZM85 179V178H84ZM88 179V178H87ZM160 179V178H159ZM259 179V178H258ZM2 180V179H1ZM10 180V179H9ZM36 180V181H38ZM66 180V179H65ZM77 180V179H76ZM75 180V181H76ZM83 180V179H82ZM81 180V182H82ZM86 180V179H85ZM145 180V179H144ZM156 180V178H155ZM193 180V179H192ZM196 180V179H195ZM243 180V179H242ZM6 181V180H5ZM30 181V180H29ZM32 181V182H33ZM70 181V180H69ZM72 181L71 182H75ZM92 181V180H91ZM177 181V180H176ZM175 181V182H176ZM187 181V180H184ZM198 181H200L198 179ZM245 181V180H244ZM4 182V181H2ZM31 182V181H30ZM77 182V181H76ZM75 182V184H76ZM87 182V181H86ZM162 179H160V183ZM164 182V181H163ZM178 182V181H177ZM190 181L189 183H191ZM197 182V181H194ZM207 182V181H206ZM226 182V183H227ZM243 182V181H242ZM247 182V181H246ZM245 182V183H246ZM259 182V181H258ZM14 183V182H11ZM70 183V182H69ZM84 183V182H82ZM81 183V184H82ZM90 183V181H89ZM92 183V182H91ZM182 183V182H180ZM209 183V182H208ZM252 183V182H251ZM1 184V183H0ZM31 184V183H30ZM88 184V182L86 183ZM85 184V185H86ZM157 184V183H155ZM179 184V182H178ZM188 184V183H187ZM192 184V183H191ZM199 184V183H198ZM196 183V185H198ZM202 184V183H201ZM211 184V183H210ZM256 184V183H255ZM259 184V183H258ZM42 185V186H43ZM77 185V184H76ZM83 185V184H82ZM83 185V186H85ZM159 185V184H158ZM161 185V184H160ZM163 185V183H162ZM176 185V184H175ZM180 185V184H179ZM182 185V184H181ZM212 185V184H211ZM214 185V184H213ZM248 185V184H247ZM4 186V185H3ZM16 186V185H15ZM34 186V184H33ZM36 186V185H35ZM38 186V185H37ZM40 186V185H39ZM74 186V185H73ZM89 186V184H88ZM90 186H93L91 184ZM168 186V185H167ZM21 187V186H20ZM72 187V186H71ZM80 187V186H79ZM95 187V186H94ZM101 187V186H100ZM203 187V186H202ZM212 187V186H211ZM216 187V186H215ZM263 187V185H262ZM2 188V186H1ZM0 188V189H1ZM4 188V187H3ZM8 188V187H7ZM75 188V187H73ZM83 188V187H82ZM86 188V187H85ZM98 188V187H97ZM164 188V187H163ZM166 188V186H165ZM164 188V189H165ZM179 188V187H178ZM218 188V187H217ZM241 188V190H240ZM256 188V187H255ZM20 189V188H19ZM23 189V188H22ZM35 189H37L35 187ZM48 189V188H47ZM51 189V188H50ZM77 189V188H76ZM168 189V188H167ZM194 189V188H193ZM192 189V190H193ZM198 189V188H197ZM3 190V189H2ZM8 190V189H7ZM80 190V189H79ZM87 190V188H86ZM90 190V189H89ZM88 190V192H89ZM94 190V189H93ZM93 190L90 192L93 193ZM180 190V189H179ZM178 190V192H180ZM195 190V189H194ZM203 190V188H202ZM225 190V189H224ZM264 190V187H263ZM6 191V190H5ZM14 191V190H13ZM17 191V190H16ZM14 191V192H16ZM37 191V190H36ZM47 191V190H45ZM52 190H49V192ZM199 191V189H198ZM211 191V190H210ZM245 191V190H244ZM262 190L260 189V192ZM8 192V191H7ZM10 192V191H9ZM21 192V191H20ZM39 192V190H38ZM53 192V191H52ZM55 192V191H54ZM58 192V191H57ZM63 192V191H62ZM84 192V190H83ZM82 192V193H83ZM98 192V191H97ZM173 192V191H172ZM180 194H184L182 193ZM191 192V191H190ZM215 192V191H212ZM259 192V191H257ZM3 193V192H2ZM1 193V194H2ZM56 193V192H55ZM59 193V192H58ZM72 193V189H71ZM69 189L66 191V197L64 200L67 202L73 201ZM75 193V192H74ZM80 193V192H79ZM85 193V192H84ZM148 193V192H147ZM204 193V191H203ZM209 193V192H208ZM211 193V192H210ZM218 193V192H217ZM217 193H214L216 195ZM226 193V192H225ZM242 193V191H241ZM248 193V192H247ZM256 193V192H255ZM262 193V192H261ZM9 194V193H8ZM63 194V195H65ZM95 194V193H94ZM98 194V193H96ZM103 194V193H102ZM189 194V193H188ZM213 194V193H212ZM223 194V193H222ZM227 194V193H226ZM229 194V193H228ZM245 192H243V195ZM13 195V194H12ZM25 195V194H24ZM23 195V196H24ZM43 195V194H42ZM52 195V194H51ZM58 195V194H57ZM62 195V194H61ZM62 195V196H63ZM92 194L87 193L85 197V203L89 200ZM101 195V194H100ZM185 195V194H184ZM187 195V194H186ZM190 195V194H189ZM188 195V196H189ZM218 195V194H217ZM216 195V196H217ZM224 195V194H223ZM241 195V194H240ZM248 195V194H246ZM16 196V195H15ZM14 196V197H15ZM74 196V195H73ZM82 196V195H81ZM97 197V195H95ZM104 196V195H103ZM219 196V195H218ZM226 196V195H225ZM5 197V196H4ZM7 197V195H6ZM27 197V196H26ZM25 197V199H26ZM30 197V196H29ZM61 197V196H60ZM189 196L188 198H190ZM208 197V196H206ZM227 197V196H226ZM230 197V196H229ZM43 198V197H42ZM75 198V197H74ZM89 198V199H88ZM94 198V196H93ZM223 198V197H222ZM235 198V197H234ZM7 199V198H6ZM13 199V198H12ZM25 200L24 198H22ZM28 199V198H27ZM26 199V200H27ZM30 199V198H29ZM34 199V198H32ZM44 199V198H43ZM194 198H192L193 200ZM206 199V198H205ZM213 199V198H212ZM216 199V198H215ZM230 199V198H229ZM258 199V198H257ZM4 200V199H3ZM2 200V201H3ZM11 200V199H10ZM35 200V199H34ZM33 200V201H34ZM38 200V199H37ZM53 200V199H52ZM59 200V198H58ZM63 200V199H62ZM94 200V199H93ZM109 200V198H108ZM207 200V199H206ZM219 201V199L217 198ZM224 200V198H223ZM221 199V201H223ZM30 203V207L32 210L30 212L27 211L21 213V216L17 219L18 213L11 210V207H8V200L0 202V221L6 225L0 226V243L9 251L13 250L16 254L30 256L35 262L40 263L42 260H37L33 257L35 252H32L33 247H40L45 250H49L51 252L60 253L63 252L67 254L69 264H82V257H75L73 254L71 255V244L74 242L71 239L70 232L72 229H65V224L62 219L59 218L58 210L56 209L57 203L45 204L39 202H33L32 200H28ZM39 201V200H38ZM45 201V199H44ZM56 201V200H54ZM60 201V200H59ZM65 201V202H66ZM98 203L101 206L106 207L104 202H107L103 198L98 197ZM113 201V200H112ZM121 201V200H120ZM209 201V200H208ZM216 201V200H215ZM220 201V202H221ZM229 200L227 199V202ZM11 202V201H10ZM90 202V200H89ZM197 202V201H196ZM211 202V201H210ZM225 202V201H224ZM223 202V203H224ZM230 202L233 204L232 200ZM61 203V201H60ZM63 203V202H62ZM61 203V204H62ZM72 203V202H71ZM78 203V202H77ZM82 203V202H81ZM111 203V200H110ZM109 203V204H110ZM222 203V202H221ZM239 202H236V204ZM242 203V202H241ZM13 204V203H12ZM16 204V203H15ZM60 204V205H61ZM65 205V203H63ZM69 204V203H68ZM73 204V203H72ZM108 204V203H107ZM115 203L113 202V205ZM198 204V203H197ZM225 204V203H224ZM223 204V205H224ZM235 204V205H236ZM29 205V204H28ZM51 205V206H50ZM67 205V203H66ZM81 205V204H80ZM111 205V204H110ZM219 205V204H218ZM231 205V204H230ZM241 204L239 206H242ZM12 206V205H11ZM26 206V205H25ZM24 206V208H25ZM63 206V205H62ZM83 206V205H82ZM88 206V204H87ZM90 206V205H89ZM180 206V205H179ZM188 206V205H187ZM213 206V205H212ZM227 208V204L225 205ZM238 206V205H237ZM256 206H258L256 204ZM13 207V206H12ZM16 207V205H15ZM61 207V206H58ZM68 207V205H67ZM66 207V208H67ZM78 207V206H77ZM146 207V206H145ZM260 207V206H259ZM263 208V206H261ZM29 208V209H30ZM81 208V207H80ZM148 208V207H147ZM246 208V207H245ZM98 209V208H97ZM114 209V208H113ZM146 209V208H145ZM199 209V208H196ZM261 209V208H260ZM259 209V210H260ZM23 210V209H22ZM26 210V209H25ZM64 210V209H63ZM62 210V211H63ZM83 210V208H82ZM81 210V211H82ZM235 210V209H234ZM233 210V211H234ZM262 210V209H261ZM24 211V210H23ZM65 211V210H64ZM85 211V210H84ZM94 211V210H93ZM120 211V210H119ZM202 211V210H201ZM204 211V210H203ZM67 212V211H66ZM65 212V213H66ZM87 212V211H86ZM210 210L208 211V213ZM245 212V211H244ZM256 212V211H255ZM63 213V212H62ZM61 213V214H62ZM63 213V214H65ZM74 213V212H73ZM80 213V212H79ZM120 213V212H119ZM118 213V214H119ZM123 213V212H122ZM203 213V212H202ZM211 213V212H210ZM226 213V211H225ZM249 213V212H248ZM251 213V212H250ZM261 213V212H260ZM264 213V212H263ZM17 214V215H16ZM62 214V215H63ZM70 214V213H69ZM96 214V213H95ZM94 214V215H95ZM234 214V213H233ZM257 214V213H256ZM77 215V214H76ZM86 215V214H85ZM120 215V214H119ZM118 215V218H119ZM226 215V214H225ZM238 215V214H237ZM261 215V214H260ZM258 215V216H260ZM68 216V215H67ZM72 216V215H71ZM79 216V214H78ZM131 216V215H130ZM212 216V214H211ZM65 217V216H64ZM75 217V216H74ZM92 217V216H91ZM201 217V216H200ZM206 217V216H204ZM248 217V216H247ZM261 217V216H260ZM63 218V217H62ZM221 218V217H220ZM219 218V219H220ZM224 218V217H223ZM226 218V217H225ZM256 220H253L256 223L257 217H254ZM262 218V217H261ZM67 219V218H66ZM71 219V217L69 218ZM151 219V218H150ZM209 219V218H208ZM244 219V218H243ZM129 220V219H128ZM222 220V219H221ZM262 220V219H261ZM138 221V220H137ZM215 221V220H214ZM213 221V222H214ZM225 221V220H224ZM44 222L48 225V227L44 226ZM227 222V221H226ZM240 222V221H239ZM247 222V221H246ZM251 222V221H250ZM261 222V221H260ZM67 223V222H66ZM109 223V222H108ZM136 223V222H135ZM224 223V222H223ZM259 223V222H258ZM69 224V223H68ZM99 224V223H98ZM186 224V223H185ZM260 224V223H259ZM257 224V225H259ZM169 225V224H168ZM172 225V224H171ZM180 225V224H179ZM184 225V224H182ZM230 225V224H229ZM261 225V224H260ZM264 225V223L262 224ZM261 225V226H262ZM68 226V225H67ZM71 226V225H70ZM134 226V225H133ZM178 226V225H177ZM185 226V225H184ZM233 226H235L233 224ZM8 227H11L12 230L8 231ZM229 227V226H228ZM264 227V226H263ZM8 228V229H7ZM181 228V227H179ZM192 228V227H191ZM233 228V227H232ZM262 228V227H261ZM110 229V228H109ZM133 229H136L135 227ZM138 229V228H137ZM201 229V228H200ZM199 229V230H200ZM247 229V228H245ZM67 230V231H66ZM119 230V229H118ZM145 230V229H144ZM156 230V229H155ZM224 230V229H223ZM73 231H75L73 229ZM72 231V232H73ZM95 231V230H94ZM121 231V230H120ZM130 231V230H129ZM151 231V230H150ZM181 231V229H180ZM197 231V230H196ZM71 232V233H72ZM116 232V231H115ZM139 232H144L139 229ZM146 232V231H145ZM164 232V231H163ZM198 232V231H197ZM206 232V231H205ZM76 233V232H75ZM84 233V232H83ZM203 233V231H202ZM210 233V232H209ZM143 234V233H142ZM141 234V235H142ZM162 234V233H161ZM165 234V233H164ZM198 234V233H197ZM196 234V235H197ZM206 234V233H205ZM77 235V234H76ZM129 235V234H128ZM145 233L142 235L144 236ZM150 235V234H149ZM160 235V234H159ZM168 235V234H167ZM173 235V234H172ZM201 235V234H200ZM204 235V233H203ZM210 235V234H208ZM215 235V234H214ZM260 235V234H259ZM75 236V235H74ZM73 236V237H74ZM79 236V234H78ZM154 236V235H153ZM180 236V235H179ZM178 236V237H179ZM184 236V235H183ZM202 236V235H201ZM256 236V235H255ZM77 237V236H76ZM126 237V236H125ZM162 237V236H160ZM168 237V236H165ZM174 237V236H173ZM194 237V236H193ZM207 237V236H206ZM206 237H203L206 238ZM209 237V236H208ZM213 237V236H212ZM216 237V236H215ZM218 237V236H217ZM253 237V236H252ZM264 237V236H262ZM79 238V237H78ZM76 238V239H78ZM147 238V236H145ZM154 239L152 237H148V239ZM192 238V237H191ZM211 238V237H210ZM83 239V238H82ZM81 239V240H82ZM168 239V238H167ZM171 239V238H170ZM189 239V238H188ZM193 239V238H192ZM196 239V238H194ZM208 239V238H206ZM215 239V238H214ZM221 239V238H220ZM258 239V238H257ZM253 239V240H257ZM197 240V239H196ZM195 240V241H196ZM223 240V238H222ZM225 240V239H224ZM229 240V239H228ZM79 241V240H78ZM170 241V240H169ZM193 241V240H192ZM199 241V238H198ZM219 241V240H216ZM227 242V240H225ZM264 241V240H263ZM72 242V243H71ZM207 242V241H205ZM260 242V241H258ZM83 243V242H82ZM188 243V242H187ZM76 243H74L75 245ZM81 244V243H80ZM190 244V242H189ZM199 244V243H198ZM207 244V243H206ZM216 244V243H215ZM218 244V242H217ZM226 243H224L225 246ZM1 245V244H0ZM191 245V244H190ZM189 245V246H190ZM197 245V244H196ZM200 245V244H199ZM199 245H197L199 247ZM204 245V244H203ZM209 245V244H208ZM263 245V244H262ZM2 246V245H1ZM80 246V245H79ZM194 246V245H193ZM196 246V248H197ZM213 246V245H212ZM218 246V245H217ZM260 246V245H259ZM258 246V247H259ZM81 247V246H80ZM79 247V248H80ZM215 247V246H214ZM227 247V246H226ZM75 248V247H74ZM211 248V247H210ZM223 249L221 246L219 247ZM34 249V248H33ZM41 249V250H42ZM76 249V248H75ZM84 249V248H83ZM172 249V248H171ZM188 249V248H187ZM201 249V248H200ZM199 249V250H200ZM206 249V247H205ZM204 249V250H205ZM208 249V248H207ZM217 249V248H216ZM229 249V248H228ZM227 249V250H228ZM2 250V248H1ZM39 250V249H38ZM38 250H36L38 252ZM44 250V252H46ZM73 250V249H72ZM181 250V249H180ZM189 250V249H188ZM191 250V249H190ZM198 251V249H196ZM220 250V249H218ZM217 250V251H218ZM225 250V249H224ZM262 250V249H261ZM8 251L5 250L7 254ZM12 251V252H13ZM74 251V250H73ZM80 251V250H79ZM77 249V254L81 253ZM192 251V250H191ZM197 251H192V253L184 252L182 250L183 261H188L189 264H201L197 263L200 260L203 261L202 264H223L220 259V254L215 253H205V255L197 256ZM201 251V250H200ZM214 251V250H213ZM258 251V250H256ZM79 252V253H78ZM202 252V251H201ZM200 252V253H201ZM206 252V251H205ZM210 252V251H209ZM225 252V251H224ZM231 252V251H230ZM234 252V251H232ZM34 253V254H33ZM39 253V252H38ZM42 253V252H41ZM62 253V254H63ZM74 253V252H73ZM85 253V252H84ZM177 253V252H176ZM175 253V254H176ZM179 253V252H178ZM177 253V254H178ZM239 253V252H238ZM241 253V252H240ZM239 253V254H240ZM16 254H14L16 256ZM45 254V253H44ZM52 254V253H51ZM51 254H49L51 256ZM62 254H58L61 255ZM89 254V253H88ZM181 254V253H180ZM225 254V253H224ZM243 255V253H241ZM247 254V253H245ZM249 254V253H248ZM257 254V253H256ZM22 255V257H24ZM46 255V254H45ZM44 255V256H45ZM179 255V254H178ZM233 255V254H232ZM235 255V253H234ZM237 255V253H236ZM251 255V254H250ZM18 256V255H17ZM37 255H35L36 257ZM42 256V255H39ZM49 256V260H50ZM66 256V258H67ZM231 256V255H230ZM239 256V255H237ZM245 256V255H243ZM261 256V255H260ZM263 256V254H262ZM19 257V256H18ZM29 257V258H30ZM46 257V256H45ZM60 257V256H59ZM84 257V256H83ZM86 257V256H85ZM88 257V256H87ZM152 257V256H151ZM205 257V258H204ZM232 257V256H231ZM246 257H250L247 256ZM255 257V256H254ZM8 258V257H7ZM42 257H40L41 259ZM180 258V257H179ZM178 258V259H179ZM180 258V259H182ZM196 258V259H194ZM204 258V259H203ZM244 258V257H243ZM253 260L256 259L250 257ZM39 259V258H38ZM52 259V258H51ZM58 259V256H57ZM64 259V258H63ZM199 259V260H198ZM235 259V258H234ZM240 259V258H239ZM258 259V257H257ZM60 260V259H59ZM62 260V257H61ZM228 260V259H227ZM232 260V259H229ZM238 260V259H237ZM244 260V259H243ZM246 260V259H245ZM259 260V259H258ZM257 260V261H258ZM18 261V260H16ZM51 261V260H50ZM57 261V260H56ZM65 261V259H64ZM67 261V260H66ZM168 261V260H167ZM177 261V260H176ZM233 261V260H232ZM242 261V260H241ZM247 261V260H246ZM245 261V262H246ZM250 261V259H249ZM246 262L247 263H249ZM255 261V260H254ZM253 261V262H254ZM260 261V260H259ZM258 261V262H259ZM15 262V261H14ZM43 262V261H42ZM63 262V261H62ZM91 260L89 261L90 264ZM94 262V261H93ZM91 262V263H93ZM229 262V261H228ZM234 262V261H233ZM239 262V260H238ZM245 262H241L244 264ZM21 263V262H20ZM23 263V262H22ZM31 263V261H30ZM51 263V262H50ZM54 263V260H53ZM58 263V262H57ZM56 263V264H57ZM64 263V262H63ZM163 263V262H162ZM174 263V262H173ZM179 263V262H177ZM240 263V264H241ZM42 264V263H41ZM49 264V263H48ZM55 264V263H54ZM61 264V263H59ZM66 264V263H65ZM87 264V263H86ZM176 264V263H175ZM187 264V263H186ZM224 264H228L227 261ZM233 264V263H232ZM251 264V263H249Z\"/></svg>", "mask_w": 264, "mask_h": 264}]
</instances>
